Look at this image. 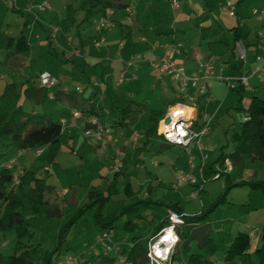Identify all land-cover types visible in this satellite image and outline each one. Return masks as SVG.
<instances>
[{"label": "rangeland", "instance_id": "1", "mask_svg": "<svg viewBox=\"0 0 264 264\" xmlns=\"http://www.w3.org/2000/svg\"><path fill=\"white\" fill-rule=\"evenodd\" d=\"M221 13L222 11L217 10L219 17H222ZM88 16L71 29L73 35H77L78 28L82 31L80 26L86 22H89L88 32H92L94 19ZM226 16L233 21V17L228 14ZM22 17L21 13L7 7L0 0V47L6 43L8 35H19ZM234 20L237 22V19ZM228 31H231L233 35L232 28ZM51 41L53 50H57L53 53L56 54L59 52L57 40L53 38ZM0 52L1 60L5 49L0 48ZM60 55L64 57L61 52ZM61 56L45 52L36 62L37 67H40V70L45 68L53 70L62 76L72 74L71 64H68V61L64 63ZM63 64H68V69L61 68ZM255 65L251 63L250 68H254ZM2 70L3 68H0V72ZM75 73L77 72L73 74ZM250 82L257 86V90L254 93L244 90L243 106L247 105L249 96L252 94L264 97V85L256 77H252ZM223 83L235 86L219 100L222 106L218 113H215L210 135L203 139V148L198 145H195V148L191 144L188 151L186 147L166 144L162 137L153 133L146 139L148 141H143V137L154 123L149 118V111L145 110L137 112L130 124L116 126L119 130L109 126L115 138L118 137V133L126 134L128 143L125 145L111 143L107 148H103L96 142L85 139L81 131L75 130L72 143H63L55 152L54 158H50L48 147L16 149L17 152L9 148V152L18 156L13 172L17 171L18 164L20 170L40 168L39 176L47 175V183L55 187V191L49 192L46 196L49 204L42 205L39 211H35L29 202H24L20 208L29 219L30 229L34 231V235L27 236L25 240H34L42 250L50 251L57 264L63 263L69 255L78 257L77 264H104L101 256L94 258L93 256L107 252V244L113 245L114 242L121 241V244H117L125 245L124 237L130 239L133 236H140L146 243L152 228L169 215L170 205L178 203L185 214L200 215L204 218L193 227L195 229L193 234L196 236L190 242V249L188 252H179L174 264H181V259H187L191 252L203 253L214 260V264H264L262 241L264 237V160L243 157L240 163L233 165L229 159L230 163L224 162L223 166L217 162L224 153L234 150L237 142L232 136L239 131L241 121L248 118L246 109L239 104L240 95L237 89L240 87V82L237 79H231L228 82L224 79ZM80 85L85 89L88 83L81 82ZM147 89L142 84L136 87L137 96L149 101L146 107L150 108L147 105H152V108L158 110L165 109V102L155 101L156 98H151ZM10 91L12 89L7 92ZM176 101L185 100L177 99ZM56 102L50 99L39 102L27 96L24 91L21 95L0 96V112L10 111L22 105L27 111L51 113L57 121L63 115L67 117L72 115V112L58 108ZM186 102L190 105L196 103L188 100ZM106 106L108 110H104L103 119L117 117L113 110H109L110 102H106ZM93 117L98 118V116ZM135 132L141 135L140 142L131 141ZM40 149L43 150L42 153L38 152ZM204 154L208 155L207 163L213 165L214 169L220 168L221 171H213L210 175H205V181L199 178L198 184L178 186L175 181L176 170L188 167L189 160L193 157L199 160V163L195 162L199 165L201 156ZM120 163L121 165L116 169L114 166ZM229 165L232 166L229 167ZM116 171L120 172L114 180ZM228 183L232 185L228 187ZM110 184H114L113 192L102 205H99V201L94 202V198H90V190L104 191L107 196ZM58 190L59 193H57ZM222 197L225 199L221 202ZM3 206L4 203L0 201V210H3ZM99 213L102 217L115 216V225L112 229L100 228L97 221V218L101 219ZM185 214L182 216L184 221ZM170 226L172 225L163 227L157 232L156 237L150 238L148 241L150 248L159 240L160 235L163 234L162 230ZM61 228L64 229L62 236L59 232ZM104 232L110 233L111 241L102 240ZM242 232L248 234L250 246L245 254L229 259L227 249L231 248L233 241ZM205 234H209L216 244L212 254L198 245L201 236ZM17 239L18 236L14 230L0 231V253H13ZM258 245L261 248L260 251L256 249ZM165 246L161 244V248ZM179 248L180 244L176 243L170 251L176 252ZM108 253L113 255L115 251L112 249ZM182 264H185V261Z\"/></svg>", "mask_w": 264, "mask_h": 264}, {"label": "crops", "instance_id": "2", "mask_svg": "<svg viewBox=\"0 0 264 264\" xmlns=\"http://www.w3.org/2000/svg\"><path fill=\"white\" fill-rule=\"evenodd\" d=\"M2 1L21 13L23 19L19 35H8L6 43L0 47L5 49L0 60V68H3L0 72V96L21 95L31 86L41 89L40 74L49 72L55 75L60 82L44 89L47 94L55 93V98L48 96V99L57 101L58 108L72 112L69 117L63 115L60 118L67 120L65 131L70 134L68 144L72 143L74 131H81L88 115L98 116L108 126L116 128L130 124L140 110L153 111L155 108L152 105L146 107L149 101L137 96L136 87L141 84L159 103H164L166 99L188 100L197 103L191 105L200 120L204 115L215 116L222 106L219 100L231 89L230 85L223 83L224 79L236 80L251 69V63H257L256 55L264 51V16L259 17L254 12L255 9L264 10V0H179L180 6L172 5L170 0H125V7L113 8V25L103 31L98 30L96 18L108 8L103 5L104 0ZM44 2L50 7L41 9ZM217 10L222 11V17L217 15ZM227 14L233 17V21L227 19ZM87 15L94 19L92 32H88L89 22H86L80 26L82 31L78 28L77 35H73L71 29ZM54 28H59L56 33ZM231 28L233 35L228 31ZM21 35L25 36L29 45L23 52L16 51L14 44L9 45L10 38L16 40ZM53 38L59 46L56 54L51 45ZM237 40L247 46L245 64L239 59L235 47ZM96 41L100 44L97 45ZM178 42L183 44V51L174 52L173 59L184 66L188 75L197 74L201 78L200 84L206 79L210 82V89L205 95L200 94L198 86L192 84L182 91L170 76L162 75L153 67L151 57L158 60L164 54L166 45ZM45 52L58 57L60 52L63 53L61 60L64 63L68 61L73 73H77L62 76L47 68L40 70L36 62ZM135 54H141L140 60L134 66H128L127 61ZM198 58L213 66V71L207 73ZM68 64H63L61 68L68 69ZM123 70L126 79L118 83ZM81 82L88 83V86L77 91L75 88L81 86ZM9 85H14V88L6 93ZM66 86L68 92L64 91ZM252 86L253 90L249 91L254 93L257 86ZM106 102H110L109 110H113L117 117L103 119L104 110H108ZM123 108H127L125 118H122ZM76 112L82 114L75 115ZM125 135L118 133L116 144H127ZM147 138L145 135L143 141ZM90 141L100 145L96 140ZM194 161L199 163L196 158ZM17 168L20 169L19 164ZM123 240L125 245L128 244L126 239Z\"/></svg>", "mask_w": 264, "mask_h": 264}, {"label": "trees", "instance_id": "3", "mask_svg": "<svg viewBox=\"0 0 264 264\" xmlns=\"http://www.w3.org/2000/svg\"><path fill=\"white\" fill-rule=\"evenodd\" d=\"M103 5L117 10L125 7L127 2L125 0H104ZM13 44L15 45L16 51L19 52H23L29 48L24 35H21L16 40L10 38L9 45L11 46ZM13 88L14 85L7 86L6 93H9L7 91L10 89L13 90ZM244 90L245 88L241 85L237 89L240 95L239 104L246 109L248 118L241 121L239 131H236L232 136L237 142L234 150L230 153H224L217 160L220 165L226 159H230L233 165L238 164L243 157L264 160V97L261 98L256 96V94H252L249 96L247 105L243 106ZM24 91L27 96L39 102H44L48 99L47 90L44 87L40 89L39 86H31L27 87ZM176 102V100L166 99L165 109H154L150 111L149 118L154 123L148 129L146 134L148 137L152 133L158 135L157 126L160 118L163 116L165 110ZM126 110L127 108L121 109L123 113L122 118H125ZM66 129L67 125L63 124L61 120H55L51 113L41 114L35 111H27L22 105H18L10 111L0 112V201L4 203L3 210H0V231L14 230L18 236L13 253H0V264H57V261L53 260L50 251L42 250L34 240H25L27 236H33L34 231L30 229L28 217L20 209L24 202H29L35 211H39L42 205L49 204L46 196L49 192L55 191V187H51L47 183V175L44 177L39 176L40 168L17 169L16 172H13V166L10 161L14 153L9 152V148L15 150L48 147L50 158H54L55 152L70 138L68 131H65ZM217 170L214 169L213 165L208 163L204 169L206 175H210L213 171ZM119 172H115L114 180H116ZM15 175L18 177V181H16ZM231 185L232 183H228L227 186L230 187ZM113 186L114 184H110V188L108 189L109 194L107 196L104 191L97 192L95 190H90L89 196L90 198H94V202L99 201V205H102L103 201L109 198L111 192H113ZM127 189H129V186H127ZM224 199L225 197H222L221 202ZM170 209L185 214V211L178 203L170 205ZM99 215L101 219L97 218V221L102 230H110L114 227V215L106 217H102L101 213ZM185 215V221L175 225V230L179 237L176 243L180 244V248L176 252H173L174 250L172 252L170 251L166 260H161L157 257L150 260L147 252L149 250L148 241L150 238L155 237L160 229L170 224L169 215L152 228L146 243L143 242L140 236H133L130 239L125 237L128 244L120 245L118 252L110 255L107 251L96 254L93 258L101 256V261L104 264H125L127 261L130 264H174L179 252H188L190 249V242L196 236L193 234V230H195L193 227L197 225L200 219L204 218L194 214ZM180 226H184L185 228L182 229ZM126 227H128L127 224ZM63 231V228L59 231L61 236L63 235ZM201 237V240L198 242L199 247L203 250L206 249L209 251V254H212L216 247L213 239L209 234ZM262 241L264 243V237ZM249 246V236L242 232L233 241L231 248L227 249V257L230 259L234 256L245 254ZM256 249L257 251L261 250L259 245ZM183 260L185 264H214V260L206 257L201 252H191L187 259H181V264L184 262Z\"/></svg>", "mask_w": 264, "mask_h": 264}, {"label": "built area", "instance_id": "4", "mask_svg": "<svg viewBox=\"0 0 264 264\" xmlns=\"http://www.w3.org/2000/svg\"><path fill=\"white\" fill-rule=\"evenodd\" d=\"M174 6H180L179 0H170L169 1ZM41 9H47L50 7V5L47 2H44L41 6ZM264 10H257L255 9L254 12L259 17L264 16ZM115 10L111 7L107 8L101 15H99L96 18V25L98 30L103 31L104 29L110 28L113 25L112 15L114 14ZM59 28H54L53 32L56 33ZM53 33V34H54ZM96 44L99 45L100 41H96ZM235 47L238 51L239 59L240 61L245 64L247 62L248 58V49L246 44L241 41L237 40ZM183 51V44L182 43H173L168 44L165 47L164 54L159 57V59H154L151 57V62L153 67L158 70L162 75L170 76L175 82L178 83L180 89L184 91L190 84L194 86H198L199 93L202 95H205L208 93L210 89V82L206 79L203 83H199L201 78L197 74L188 75L186 73L185 68L182 64L178 63L175 59H173V53L174 52H182ZM141 54H135L129 58L127 61L128 66H134V64L140 60ZM198 61L201 66H203L207 73H211L213 70V66L209 64H205L202 62L200 58H198ZM256 65L254 68L248 70L247 72L241 74L237 80L240 82V85L245 88V90H253V86L251 81L252 77H256L258 81H260L264 85V51L262 54L256 55ZM125 70L121 71L118 83H122L126 79V73H124ZM70 79L72 77H69ZM225 80L228 82L230 78H225ZM40 82L42 87L44 88H51L55 85H57L60 82V79L55 77V75H52L49 72H43L40 74ZM230 87H234L233 84L230 85ZM77 91L81 90V86H77L75 88ZM64 91L68 92L69 89L66 86L64 88ZM49 98L53 99L55 98V93L50 92L48 93ZM177 111H182L184 114L180 116H174V114ZM196 109L190 105L189 103L185 101H178L175 104L170 105L167 110H165L163 116L160 118L157 126V134L164 139L166 143H169L171 145H178L181 147H186L189 150L191 144L192 145H198L200 148H203V139L205 136L209 134L212 128V121L214 119V115H204L203 119L200 120L197 113L195 112ZM81 112H76L75 115H81ZM175 119V125H173V120ZM61 122L65 125H67V120L65 118L61 119ZM163 122V123H162ZM183 125L184 130L187 132V135L184 137L177 136V140H181L182 142L177 143L176 140H169L167 139L168 132H176L179 126ZM167 129V131H165ZM81 131L83 133V136L85 139L89 140H96L103 148H107L111 143L116 144L118 142V138H115L113 134L111 133V128L101 121L99 118H95L93 116H87L85 119V122L81 126ZM141 135L139 132H135L132 136V140L137 142L140 140ZM39 153H42L43 150H39ZM207 158L208 155L204 154L201 156V163L198 165L194 161V157L189 160V166L187 168H180L176 170L175 173V181L176 184L180 187L186 185V184H198L199 178H202L203 181L206 179L205 174V166L207 164ZM18 156L14 154L11 158V165L14 167L17 164ZM226 164L230 163L229 159L225 160ZM121 165H115L114 167L118 169V167ZM232 165H229L231 167ZM217 171H221L220 168H218ZM16 181H18V177L15 175ZM202 188V185H200ZM66 193V191H63ZM175 214L181 223H183V213H179L176 210L170 209L169 211V220L170 225H173V221L170 219L172 214ZM180 223H175V225ZM174 225V231L175 234L178 236ZM157 236V235H156ZM155 236V237H156ZM154 238V237H153ZM102 240L104 242L111 241V235L109 232H104L102 234ZM107 250H114L115 252H118L120 250V245H118L116 242L113 243V245L107 244ZM151 251V248L149 247V250L147 253ZM125 259V257L123 256ZM153 258H155L153 254ZM78 263V257L69 255L63 261L61 264H77ZM125 264H130L129 261L125 262Z\"/></svg>", "mask_w": 264, "mask_h": 264}, {"label": "clouds", "instance_id": "5", "mask_svg": "<svg viewBox=\"0 0 264 264\" xmlns=\"http://www.w3.org/2000/svg\"><path fill=\"white\" fill-rule=\"evenodd\" d=\"M184 113L182 111H177L174 116H180ZM163 123V122H162ZM173 125H175V119L173 120ZM167 131V129H165ZM187 135V132L184 130V126L181 125L177 129L176 132H168L167 139L169 140H176L177 143L182 142L181 140H177L176 137H184ZM170 219L174 222L172 226L167 227L162 230V235H160L159 240L155 244L151 245V251L148 253L149 259H153V254L155 257L160 258L161 260H166L168 257V253L171 250V247L177 242L179 237L174 232V225L175 223H181L178 217L173 213ZM161 244L166 245L165 247L161 248Z\"/></svg>", "mask_w": 264, "mask_h": 264}]
</instances>
